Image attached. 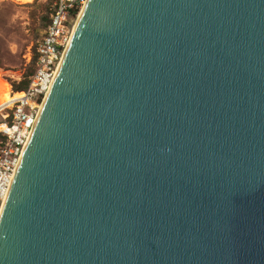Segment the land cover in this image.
<instances>
[{"label": "water", "instance_id": "1", "mask_svg": "<svg viewBox=\"0 0 264 264\" xmlns=\"http://www.w3.org/2000/svg\"><path fill=\"white\" fill-rule=\"evenodd\" d=\"M0 209V264H264V0H86Z\"/></svg>", "mask_w": 264, "mask_h": 264}, {"label": "built area", "instance_id": "2", "mask_svg": "<svg viewBox=\"0 0 264 264\" xmlns=\"http://www.w3.org/2000/svg\"><path fill=\"white\" fill-rule=\"evenodd\" d=\"M86 0H57L37 44L24 94L0 106V209L34 127L40 107L68 46Z\"/></svg>", "mask_w": 264, "mask_h": 264}, {"label": "rangeland", "instance_id": "3", "mask_svg": "<svg viewBox=\"0 0 264 264\" xmlns=\"http://www.w3.org/2000/svg\"><path fill=\"white\" fill-rule=\"evenodd\" d=\"M56 1L0 0V106L11 100L7 93L18 83L14 81L28 79L32 73L37 44Z\"/></svg>", "mask_w": 264, "mask_h": 264}, {"label": "trees", "instance_id": "4", "mask_svg": "<svg viewBox=\"0 0 264 264\" xmlns=\"http://www.w3.org/2000/svg\"><path fill=\"white\" fill-rule=\"evenodd\" d=\"M15 1L20 2V3H27V2H31L32 0H15ZM35 59H36V52H35L34 61H35ZM14 82H18V83H14V84L11 85V89L7 93L9 99H14V98L18 97L23 92V90L26 88V86H27V79H24V80H22L20 82H19V80L14 81ZM10 101H8V102H10Z\"/></svg>", "mask_w": 264, "mask_h": 264}, {"label": "bare ground", "instance_id": "5", "mask_svg": "<svg viewBox=\"0 0 264 264\" xmlns=\"http://www.w3.org/2000/svg\"><path fill=\"white\" fill-rule=\"evenodd\" d=\"M26 89V88H25ZM25 89L23 90V92L18 96V97H20L21 95H23L24 94V91H25ZM17 98V97H16ZM15 99V98H14ZM13 99H11V101H12ZM11 101L10 102H7L6 104H10L11 103Z\"/></svg>", "mask_w": 264, "mask_h": 264}]
</instances>
